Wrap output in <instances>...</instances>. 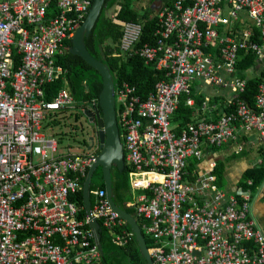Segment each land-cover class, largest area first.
<instances>
[{
	"label": "built area",
	"instance_id": "1",
	"mask_svg": "<svg viewBox=\"0 0 264 264\" xmlns=\"http://www.w3.org/2000/svg\"><path fill=\"white\" fill-rule=\"evenodd\" d=\"M93 2L0 0V264H104L94 219L117 247L134 237L105 190L90 192L95 207L85 219L73 198L97 161L100 131L84 155H58V144L44 134L53 117L78 110L69 88L51 101L47 87L58 80L69 85L57 62L72 53L69 44ZM159 13L153 46L137 47L142 24H120L123 53L164 78L147 98L131 83L115 88L125 160L139 174L132 187L145 192L136 214L152 240L150 255L155 264H264L253 179L231 193L213 173L188 170L205 158V148H224L240 130L256 131L264 155V78L254 110L235 98L232 112L218 120H194L179 131L172 121L182 97L196 105L192 94L200 82L245 92L237 71L241 53L264 67V0H174ZM210 108L206 99L202 111ZM36 145L44 147L37 163Z\"/></svg>",
	"mask_w": 264,
	"mask_h": 264
},
{
	"label": "trees",
	"instance_id": "2",
	"mask_svg": "<svg viewBox=\"0 0 264 264\" xmlns=\"http://www.w3.org/2000/svg\"><path fill=\"white\" fill-rule=\"evenodd\" d=\"M160 1L161 5L159 9L150 6L143 10V12H139L133 8L134 0H106L101 15L92 31V35L90 36L91 39H88L87 41L89 50L94 57L109 67L114 78L115 87L119 88L124 82L131 83L137 88L139 96L141 95L143 98L148 97V95L154 90L156 84L164 78V75L156 71L153 66H147L140 57L131 59L123 53L122 40L125 35V30L124 26L120 23L136 22L142 24L143 35L137 47L140 48L146 44L153 46L156 43V33L159 27V12L161 8L172 5L174 2V0ZM69 45L72 49H74L75 44L73 42ZM241 55H245V58L239 62L237 71L239 78L247 82V87L243 94L232 95L234 96V99L236 98L235 100L246 103L249 108L254 110L255 99L259 92V87L262 83V79L264 78V74L259 79H247L245 73L256 67L257 57L253 54L246 55L242 53ZM57 65L61 66L65 71H68L65 79L68 81L69 85H65V82L62 80H58L52 86L49 85L47 87L48 100L53 101L58 95V92L66 87L70 89L77 105L83 106V108L85 107L87 110H89V107L91 106L93 109L100 110L103 115V110L101 108V95L104 90V79L100 73L88 65L83 58L74 56L72 53L59 58ZM192 97L195 99L196 105L190 106L188 104V96L182 97L179 109L173 117L172 121L177 131H179L182 126L194 122L197 109H202L204 103L206 102L205 97L197 96L195 88L193 90ZM94 101H96L95 106L93 104ZM230 105L231 104L225 108V113L232 112L233 106ZM66 115H68V113H60L52 119H57L59 116L66 117ZM57 123L59 124V122ZM93 124H96L95 130L100 131L96 118ZM119 124L121 128L122 141L125 145L124 128L120 117ZM125 158L126 157L124 156V160ZM194 165H190L188 168L191 173L197 170V167ZM210 173H213L216 184H218L220 188H223L225 167L221 166L215 173ZM94 177H97L101 181V184L100 187L92 184L91 191H104L105 184L102 169L94 174L93 179ZM138 177V172H136L133 167L129 168L126 160L124 171H119L117 167H113L112 169L113 192L115 194V201L117 205L131 215L135 216L139 225L143 228V220L138 218L136 214L138 199H134L131 194L134 189L132 187V182ZM245 177L246 182L248 179H253V188L257 189L261 186L264 180V166L247 172ZM84 183L85 179L82 181V186H84ZM246 186L247 183H245L244 187ZM73 198L82 208V217L85 219L87 212L83 202V190L79 191L75 196H73ZM91 202L93 203V207H95L93 196L91 197ZM126 230L134 233L130 225L126 227ZM143 234H145L144 231ZM146 242L148 247L151 248L152 240L150 237H146ZM102 246L104 251V264H147L135 235L132 242H130L128 246L120 248L112 243V235L104 228Z\"/></svg>",
	"mask_w": 264,
	"mask_h": 264
},
{
	"label": "water",
	"instance_id": "3",
	"mask_svg": "<svg viewBox=\"0 0 264 264\" xmlns=\"http://www.w3.org/2000/svg\"><path fill=\"white\" fill-rule=\"evenodd\" d=\"M106 0H94V3L90 9V12L84 21L82 27L77 31L76 36L73 40L75 47L72 54L77 57H81L85 62L94 68L104 79V90L101 95V111L96 109L95 111L89 110L86 115L94 122L95 118L100 127V142L101 149L97 157L96 163L90 168L83 186V202L87 214L90 216L93 210V203L91 202V185L93 176L97 168L102 169L105 191L109 198L112 206L118 211L121 217L128 222L132 227V230L137 238V243L141 249L143 257L146 259L147 264H155L150 256L146 237L143 234L142 228L139 225L137 218L126 210L122 209L117 205L115 201V194L113 189L112 180V169L117 167L119 171H124L125 160H124V144L122 141L121 128L119 124V117L117 111V100L115 91V82L113 75L109 67L100 62L91 53L88 47V39H91L92 31L101 15ZM95 142V139H91ZM92 149V147L90 148ZM91 227L96 234V244L99 250L104 256L102 239H103V228L99 221L94 219L91 222Z\"/></svg>",
	"mask_w": 264,
	"mask_h": 264
},
{
	"label": "crops",
	"instance_id": "4",
	"mask_svg": "<svg viewBox=\"0 0 264 264\" xmlns=\"http://www.w3.org/2000/svg\"><path fill=\"white\" fill-rule=\"evenodd\" d=\"M245 28L246 26H242L241 24L238 25V29L241 33H243ZM241 37L242 36H239V39ZM244 58L245 55H240L239 62ZM245 74L247 79L250 80L261 78L264 74L263 63L257 58L256 67L247 71ZM195 91L198 97L210 99L211 108L204 111H202V109H197L194 120H218V118L225 113V108L234 100V96L230 90L217 86H206L203 88L199 83L195 86ZM236 137V141L229 143L220 150L205 149V158L197 165H194V163L191 164L197 167L196 171L198 173L200 172L202 174L210 172L215 173L219 167H225V179L222 189L231 193L245 186V183H247L245 177L247 172L264 166V155L262 147L257 141L256 131L240 130ZM214 165H216L215 169L213 168ZM253 196L254 205L252 216L257 222V226L264 232V180L257 189L253 188Z\"/></svg>",
	"mask_w": 264,
	"mask_h": 264
},
{
	"label": "rangeland",
	"instance_id": "5",
	"mask_svg": "<svg viewBox=\"0 0 264 264\" xmlns=\"http://www.w3.org/2000/svg\"><path fill=\"white\" fill-rule=\"evenodd\" d=\"M160 0H134L133 8L139 12L147 9L150 6L154 8H160ZM200 85L205 88L206 86L200 82ZM89 110H93L90 106ZM83 106H79L78 110H73L66 117L59 116L57 119H53L49 127L44 131L47 140H53L58 144V155L71 153L72 155H84L93 146L92 138H98L96 132V124L94 125L87 113L89 111ZM55 120V122H54ZM59 122V124L57 123ZM44 147L42 145L35 146V163L40 160V155L43 152ZM93 185L100 187L101 181L94 177ZM145 192L143 190L133 189L131 194L134 199H138Z\"/></svg>",
	"mask_w": 264,
	"mask_h": 264
},
{
	"label": "flooded vegetation",
	"instance_id": "6",
	"mask_svg": "<svg viewBox=\"0 0 264 264\" xmlns=\"http://www.w3.org/2000/svg\"><path fill=\"white\" fill-rule=\"evenodd\" d=\"M99 170H101V168H97V170H96V172H95V173H97Z\"/></svg>",
	"mask_w": 264,
	"mask_h": 264
},
{
	"label": "clouds",
	"instance_id": "7",
	"mask_svg": "<svg viewBox=\"0 0 264 264\" xmlns=\"http://www.w3.org/2000/svg\"><path fill=\"white\" fill-rule=\"evenodd\" d=\"M143 231V230H142ZM134 234V233H133ZM135 235V234H134ZM144 236H146L145 234H144ZM150 248L148 247V250H149ZM150 253V252H149ZM151 256V255H150ZM152 258V257H151ZM154 261V260H153Z\"/></svg>",
	"mask_w": 264,
	"mask_h": 264
}]
</instances>
